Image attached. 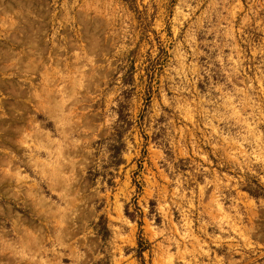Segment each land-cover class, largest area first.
Returning <instances> with one entry per match:
<instances>
[{
	"label": "rangeland",
	"instance_id": "374dc122",
	"mask_svg": "<svg viewBox=\"0 0 264 264\" xmlns=\"http://www.w3.org/2000/svg\"><path fill=\"white\" fill-rule=\"evenodd\" d=\"M0 264H264V0H0Z\"/></svg>",
	"mask_w": 264,
	"mask_h": 264
},
{
	"label": "trees",
	"instance_id": "16d2710c",
	"mask_svg": "<svg viewBox=\"0 0 264 264\" xmlns=\"http://www.w3.org/2000/svg\"><path fill=\"white\" fill-rule=\"evenodd\" d=\"M142 247V246H141ZM142 249V248H141Z\"/></svg>",
	"mask_w": 264,
	"mask_h": 264
}]
</instances>
